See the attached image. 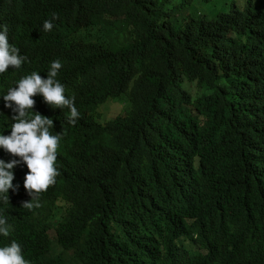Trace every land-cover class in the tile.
Masks as SVG:
<instances>
[{
	"label": "trees",
	"instance_id": "obj_1",
	"mask_svg": "<svg viewBox=\"0 0 264 264\" xmlns=\"http://www.w3.org/2000/svg\"><path fill=\"white\" fill-rule=\"evenodd\" d=\"M30 3L58 45L24 54L61 62L80 115L49 110L59 175L22 225L27 251L43 264H180L202 260L206 241L208 264H264V30L233 19V0L214 16L189 0ZM11 21L26 42L33 22ZM107 100L130 108L100 122Z\"/></svg>",
	"mask_w": 264,
	"mask_h": 264
},
{
	"label": "clouds",
	"instance_id": "obj_2",
	"mask_svg": "<svg viewBox=\"0 0 264 264\" xmlns=\"http://www.w3.org/2000/svg\"><path fill=\"white\" fill-rule=\"evenodd\" d=\"M30 1L0 0V264H43L27 251L21 233L26 218L39 208L40 195L55 185L59 175L62 135L56 134L49 110L69 109L70 124H75L80 115L75 97L67 94L58 78L61 62L36 63L24 54L33 42L40 45L38 51L42 52L54 50L58 45L51 31L52 21L43 22ZM189 1L201 14L199 0ZM233 3V19L264 30V0H245L243 5L233 0ZM53 19H57L55 14ZM11 20L33 22L26 42L12 40L10 31L16 34V26ZM223 28L228 36L237 38L235 28L227 25ZM109 101L121 104L115 100L106 102ZM200 248L202 260L187 259L180 264L214 261L215 255L206 241L204 244L200 241Z\"/></svg>",
	"mask_w": 264,
	"mask_h": 264
},
{
	"label": "rangeland",
	"instance_id": "obj_3",
	"mask_svg": "<svg viewBox=\"0 0 264 264\" xmlns=\"http://www.w3.org/2000/svg\"><path fill=\"white\" fill-rule=\"evenodd\" d=\"M218 0H199L198 5H199V10L202 12H209L211 13V16H214V13L217 11L221 10H228L231 6L230 0H226L222 5H215ZM240 5H243L245 0H236ZM185 14H188L186 11ZM125 106H123V105ZM120 103L117 102H106L103 105H101L98 109V118L100 121L104 122L108 118H111L115 115L118 114H123L127 109H129V103H127L125 100H122ZM253 120H256L255 118ZM258 124L257 126L260 127L261 129H264V114L261 115L259 118H257ZM251 130H255L253 126L249 127ZM37 220L36 214L32 216L31 218V223ZM50 222V227L47 228L44 232L47 243L49 246L55 245L59 246L60 245V237L58 234V231L56 230L57 228V222L54 220H49ZM56 250V248H55ZM58 251V248H57ZM49 253L52 255L53 250H49Z\"/></svg>",
	"mask_w": 264,
	"mask_h": 264
}]
</instances>
